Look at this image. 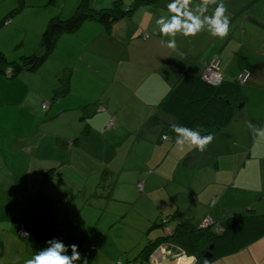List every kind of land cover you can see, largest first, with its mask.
<instances>
[{"label": "crops", "instance_id": "1", "mask_svg": "<svg viewBox=\"0 0 264 264\" xmlns=\"http://www.w3.org/2000/svg\"><path fill=\"white\" fill-rule=\"evenodd\" d=\"M81 1L26 0V6L41 7L32 12L35 36L23 40L20 51L0 42V52L9 61L42 53L49 20L72 16ZM116 1L86 0L94 10ZM120 2L124 8L134 0ZM168 2L139 5L108 25L88 19L78 31L59 34L37 70L11 77L10 66H3L0 264H23L53 236L77 244L87 264L125 258L167 264L176 250L177 258L197 262L170 240L144 257L179 220L202 226L243 211L264 214V136L255 132L264 128V0H225L231 17L226 36L177 33L176 48L167 47L169 37L155 23L172 15ZM215 6L209 3L208 14ZM216 55L225 79L249 73L244 101L231 108L224 124L201 131L213 135L203 152L187 142L181 149L170 127L177 118L161 102L184 74L202 75ZM65 70L69 90L56 95ZM134 222L149 227L136 235L119 231ZM24 223L27 236L19 233ZM235 253L242 255L236 264H264V236Z\"/></svg>", "mask_w": 264, "mask_h": 264}, {"label": "trees", "instance_id": "2", "mask_svg": "<svg viewBox=\"0 0 264 264\" xmlns=\"http://www.w3.org/2000/svg\"><path fill=\"white\" fill-rule=\"evenodd\" d=\"M23 1V0H21ZM154 0H134L128 7L121 5L120 0L105 10H94L86 0H82L75 13L68 18L53 16L42 34L43 52L24 56L20 61H9L0 52V72H5L3 66H10V76L14 77L23 70H37L47 59L61 33H73L80 29L88 19H98L104 24L129 15L139 5L152 3ZM21 7L12 10L5 21L0 22V28L15 15ZM69 72L65 70L55 89L56 95H63L69 90ZM242 83L239 80L225 79L213 83L202 75L187 72L172 87L171 91L161 102L163 109L177 118V124L195 128L203 132H211L224 124L228 119L231 108L244 101L241 93ZM156 118V117H154ZM139 188V184H138ZM140 190V189H139ZM162 225L163 223H158ZM29 235V228L26 223ZM21 234V233H20ZM264 236V214L252 210L236 213L223 221L208 226H198L188 220H179L167 234H164L147 250V258L161 241L170 240L188 256L194 255L197 264H204L219 254L236 252ZM213 245L210 258L205 255ZM147 247V246H146ZM155 248V249H154ZM122 263V261H120ZM141 260L127 261L126 264H140Z\"/></svg>", "mask_w": 264, "mask_h": 264}, {"label": "clouds", "instance_id": "3", "mask_svg": "<svg viewBox=\"0 0 264 264\" xmlns=\"http://www.w3.org/2000/svg\"><path fill=\"white\" fill-rule=\"evenodd\" d=\"M209 3L216 5L211 14H208ZM167 8L172 15H161L156 18L155 23L161 36L169 37L166 41L169 48H176L177 33L185 37L194 36L201 31H207L212 37H224L228 34L231 17L226 14L225 0H202L192 6L189 5V0H169ZM170 127L177 134L176 143L181 149L187 142L203 152L213 140L211 133L201 134L195 128L180 124H171ZM255 132L264 136V128H257ZM194 260L195 257H191L189 264ZM23 264H87V260L82 258L77 244L69 245L63 239L53 236L45 241V246L24 259Z\"/></svg>", "mask_w": 264, "mask_h": 264}, {"label": "rangeland", "instance_id": "4", "mask_svg": "<svg viewBox=\"0 0 264 264\" xmlns=\"http://www.w3.org/2000/svg\"><path fill=\"white\" fill-rule=\"evenodd\" d=\"M17 7H21V10L16 13L18 14L19 17H17L16 21L11 25H10L11 22L9 23V20L4 23L2 27H5V26H8V27H5L2 31L0 30L1 31L0 32V42L6 43L4 45L6 46L8 50H11L12 49L11 46L16 44L15 47L13 46V49H15L16 51H20L22 48H24L22 41L23 40L30 41L35 36V30H34L35 18L32 12L34 8H41V7H34V6H28V5L26 6V0H23V1L21 0H0V22L5 21L6 17L9 16L12 10ZM23 7H25L24 11H22ZM260 9L261 11H264V8H260ZM16 14L13 16H10L9 18L10 21H13V17L16 16ZM260 14L261 12L259 13V15ZM260 17H263V16H260ZM11 129L21 131L17 128H11ZM142 225L143 224L139 222L128 223L126 225H120L122 227H119V231L122 234H128V233H132L133 235L143 234L148 229L149 226H145V228H143ZM178 252L179 251L177 250L173 251V253H171L170 255V259L177 258L179 255ZM156 254L160 255L161 253H156ZM238 254L240 253L234 252V253H229V254H219L204 264H236L235 259H237L238 256H242ZM123 261L122 263L118 261L117 264H126L127 262L126 258ZM101 262L102 260H100V263ZM193 262H196V260Z\"/></svg>", "mask_w": 264, "mask_h": 264}, {"label": "built area", "instance_id": "5", "mask_svg": "<svg viewBox=\"0 0 264 264\" xmlns=\"http://www.w3.org/2000/svg\"><path fill=\"white\" fill-rule=\"evenodd\" d=\"M221 65H222L221 58L218 55L214 56V58L209 62L206 69L202 73L203 78H205V79H207V80H209L215 84L220 83L222 81V78H223V74L221 72ZM248 76H249V73H245L241 77V80L243 82H245L247 80ZM47 106H48L47 103H45L43 105L44 108H47ZM164 138H167V136L164 135ZM139 189L141 191L143 190V182L139 183ZM208 225H211V224H209L207 220L204 224H202V226H208ZM19 233L28 234V230H27L26 225H21Z\"/></svg>", "mask_w": 264, "mask_h": 264}, {"label": "water", "instance_id": "6", "mask_svg": "<svg viewBox=\"0 0 264 264\" xmlns=\"http://www.w3.org/2000/svg\"><path fill=\"white\" fill-rule=\"evenodd\" d=\"M213 249V245H211L210 247H209V249L207 250V253H206V257L207 258H210L211 257V254H212V252H211V250ZM177 260V258H175V259H169V258H167V260H166V263L167 264H174L175 263V261Z\"/></svg>", "mask_w": 264, "mask_h": 264}, {"label": "bare ground", "instance_id": "7", "mask_svg": "<svg viewBox=\"0 0 264 264\" xmlns=\"http://www.w3.org/2000/svg\"><path fill=\"white\" fill-rule=\"evenodd\" d=\"M181 256V255H180ZM190 258L181 256L177 258L174 264H189ZM170 264V263H169Z\"/></svg>", "mask_w": 264, "mask_h": 264}]
</instances>
